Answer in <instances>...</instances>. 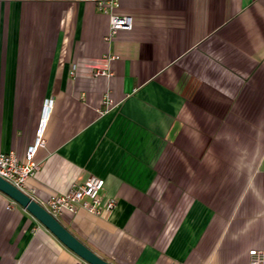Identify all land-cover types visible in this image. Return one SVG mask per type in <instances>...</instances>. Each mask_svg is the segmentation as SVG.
Here are the masks:
<instances>
[{
	"label": "crops",
	"instance_id": "crops-1",
	"mask_svg": "<svg viewBox=\"0 0 264 264\" xmlns=\"http://www.w3.org/2000/svg\"><path fill=\"white\" fill-rule=\"evenodd\" d=\"M113 1L133 27L108 39L95 0H0V151L24 161L48 118L26 193L45 205L104 179L113 212L58 221L113 264H250L264 249V0ZM0 264L88 263L1 194Z\"/></svg>",
	"mask_w": 264,
	"mask_h": 264
},
{
	"label": "built area",
	"instance_id": "built-area-1",
	"mask_svg": "<svg viewBox=\"0 0 264 264\" xmlns=\"http://www.w3.org/2000/svg\"><path fill=\"white\" fill-rule=\"evenodd\" d=\"M95 1L98 2L97 4L103 12L109 14L110 32L108 39L113 38L122 30L132 29V17L115 13L114 9L118 6L117 2L113 0H109V3L106 2L107 0L105 2L104 0ZM114 58H118V56ZM74 71L75 67L73 68L72 74ZM96 74L107 75L108 73L105 71H97ZM104 104L107 111L115 106V102L110 97H106ZM51 105L52 101L46 103L47 107ZM47 120L48 118L46 117L42 118L37 131L36 141L28 148L24 161L20 160L13 151L9 153L0 151V176L25 193L28 180L34 178L41 170V164L37 160V152L39 148L44 147L46 144V141H44V133ZM104 189V179L97 176H90L85 182L74 184L69 191L51 196L45 205H42L58 220L64 213L76 214L80 210H85L97 216H106L115 209L117 199H104ZM1 194L3 193L0 192ZM249 255L250 264H264V249H252Z\"/></svg>",
	"mask_w": 264,
	"mask_h": 264
},
{
	"label": "water",
	"instance_id": "water-1",
	"mask_svg": "<svg viewBox=\"0 0 264 264\" xmlns=\"http://www.w3.org/2000/svg\"><path fill=\"white\" fill-rule=\"evenodd\" d=\"M0 192L28 211L31 216L40 222L45 229L49 230L59 242L75 253L88 264H113L100 257L91 248L87 247L79 238L66 228L57 218L50 214L46 208L34 198L13 186L0 176Z\"/></svg>",
	"mask_w": 264,
	"mask_h": 264
}]
</instances>
